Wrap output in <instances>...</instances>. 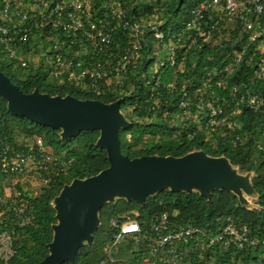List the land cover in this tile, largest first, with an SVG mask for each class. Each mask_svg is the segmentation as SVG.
<instances>
[{"label": "built area", "instance_id": "obj_1", "mask_svg": "<svg viewBox=\"0 0 264 264\" xmlns=\"http://www.w3.org/2000/svg\"><path fill=\"white\" fill-rule=\"evenodd\" d=\"M121 3L106 0L102 10L98 0H0V44L23 67L37 69L44 60L55 79L78 85L88 79L93 87L102 82L124 83L129 69L143 57L147 32L155 41V74L164 66L191 72L187 62L193 49H217L220 54L213 52L209 57L221 56L219 64L205 71L203 86L194 94L184 80L176 107L189 114L193 118L190 123L199 130L210 135L220 131L243 142L237 133L243 124L242 111L264 114V0H200L178 31L161 27V10L157 8L153 15L132 20ZM31 42L38 48L28 47ZM239 73L249 76L233 81ZM168 88L172 92L175 81ZM159 104L155 99L151 108ZM253 143L264 155V126ZM55 159L42 137H28L24 144L3 142L0 175L18 176L30 167L44 186L50 181L48 173ZM34 224L31 201L16 187L5 188L0 194L3 261L15 255L18 232ZM112 225L119 231L97 264H116L124 246H130L133 264H215L218 250L264 247V235L252 232L232 215L214 227L176 222L168 212L155 214L146 230L130 218L122 223L113 219Z\"/></svg>", "mask_w": 264, "mask_h": 264}, {"label": "trees", "instance_id": "obj_2", "mask_svg": "<svg viewBox=\"0 0 264 264\" xmlns=\"http://www.w3.org/2000/svg\"><path fill=\"white\" fill-rule=\"evenodd\" d=\"M105 1L98 0L102 10ZM198 2L200 0H122L121 4L132 20L153 15L157 8L161 10V27L166 31H178L186 25L192 8ZM154 44L153 36L147 32L143 57L129 69L122 85H107L102 82L98 87H93L88 79L81 85L67 80L61 82L51 75L44 60L37 69L33 66L23 67L4 52L1 44L0 70L27 94L39 90L51 96L70 95L104 103L123 98L121 110L130 122L129 126L119 130L120 146L124 155L130 158L145 155L181 157L201 150L212 157L224 156L241 172L252 174L257 207L244 206L240 198L228 189L214 190L209 196H203L197 191L168 189L147 196L144 205L134 199L117 198L102 206L99 214L101 223L94 232L92 244L79 248L75 260L64 264H97L104 256L105 247L119 231L118 226L112 225L113 219H118L119 223L128 218L136 219L146 230L151 218L161 212H168L170 218L176 222L183 220L202 227H214L225 216L232 215L247 224L252 232L264 235V155L253 143L264 126V114L260 110L242 111L240 120L243 124L237 133L244 138L243 142L220 131L210 135L199 130L189 120L175 123L177 116L184 112L176 107L181 98L180 89L184 80H188L190 93L194 94L197 88L203 86L205 71L219 64L221 56L210 59L213 52L215 55L220 54L217 49H193L187 62L191 72L181 73L176 67L164 66L155 74ZM27 45L38 48V44L32 42ZM121 45H126L125 38ZM47 46L46 44L44 47ZM248 76L247 73H239L232 80H243ZM174 81L176 88L171 92L168 87ZM155 99L160 104L152 109ZM17 133L27 137H42L57 158L48 173L49 183L42 186L38 194L32 195L22 184H16V190L31 201L35 224L18 232L14 240L15 255L8 262L0 258V264H39L49 255L48 244L53 240V225L57 223L54 199L66 184L77 178L85 179L100 173L110 166V161L107 151L97 145L99 130H84L71 139H63L61 129L36 123L11 112L7 100L0 95V150L3 142L16 144ZM246 134L249 135L248 138H245ZM14 176L0 175V194L5 193L7 181ZM129 247H122V254L116 264L134 263L128 252ZM215 257V264H264V247L240 251L233 248L221 249L215 253Z\"/></svg>", "mask_w": 264, "mask_h": 264}, {"label": "water", "instance_id": "obj_3", "mask_svg": "<svg viewBox=\"0 0 264 264\" xmlns=\"http://www.w3.org/2000/svg\"><path fill=\"white\" fill-rule=\"evenodd\" d=\"M0 95L7 100L11 112L61 129L63 139H71L84 130H99L97 145L107 151L110 161V166L100 173L66 184L54 199L57 223L53 225V240L48 244L49 255L39 264L73 262L79 248L92 244L101 223L102 206L117 198L134 199L144 205L147 196L168 189L197 191L203 196L217 189H228L244 206L257 207L243 194L245 185L247 194H256L251 173H239L224 156L212 157L201 150L181 157L124 155L119 130L130 122L121 110L123 98L104 103L70 95L51 96L39 90L27 94L1 70Z\"/></svg>", "mask_w": 264, "mask_h": 264}, {"label": "rangeland", "instance_id": "obj_4", "mask_svg": "<svg viewBox=\"0 0 264 264\" xmlns=\"http://www.w3.org/2000/svg\"><path fill=\"white\" fill-rule=\"evenodd\" d=\"M191 119H193V118H191L189 114L181 113L175 119V123H179V122H182L184 120H190L191 121ZM15 139L19 144H24L28 141V137L23 135V134H20V133L16 134ZM53 156H54V158H57V157H55V154H53ZM29 168H28L29 171H25L21 175L10 177L6 183V188H9V186H11L13 188L16 186V184L20 183L24 186L25 189L29 190L31 193L38 194L41 187L43 186L42 182H41L40 178H38V176L35 173L30 171ZM238 172L243 174V175L247 174L246 172H241L239 169H238ZM250 178H252V174H251ZM247 189H248V187L245 185L244 189H243L244 196H247L249 198L250 203L256 205L255 201H256L257 195L256 194H250V195L247 194V191H246ZM85 243H88V241H85Z\"/></svg>", "mask_w": 264, "mask_h": 264}]
</instances>
